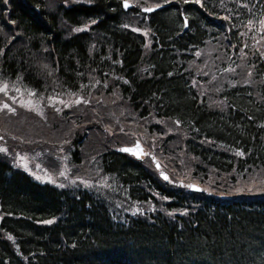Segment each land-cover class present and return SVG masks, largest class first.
<instances>
[{
  "label": "trees",
  "instance_id": "1",
  "mask_svg": "<svg viewBox=\"0 0 264 264\" xmlns=\"http://www.w3.org/2000/svg\"><path fill=\"white\" fill-rule=\"evenodd\" d=\"M137 2L0 0V78L43 95L115 92L143 119L177 123L202 171L264 172V46L252 41L264 40V0ZM207 40L233 55L246 44L255 84L224 83L217 103L200 94L187 64ZM119 146L100 152L102 170L131 199L168 197L171 214L114 215L105 197L0 157V264H264V194L184 191Z\"/></svg>",
  "mask_w": 264,
  "mask_h": 264
},
{
  "label": "rangeland",
  "instance_id": "2",
  "mask_svg": "<svg viewBox=\"0 0 264 264\" xmlns=\"http://www.w3.org/2000/svg\"><path fill=\"white\" fill-rule=\"evenodd\" d=\"M69 1L76 0H63L66 4ZM128 1L132 5L138 3V0ZM251 24L247 22L246 32L253 26ZM86 27L87 24L81 26ZM133 28L140 30L146 43H150L148 28ZM252 41L254 46H264L263 38L254 36ZM243 48L233 55L221 44L209 40L195 48L187 66L196 90L217 103L224 83L240 79L255 84L246 44ZM93 94L57 92L43 95L16 79L0 78V157L27 170L40 181L85 188L105 197L114 215H117L115 212L128 216L166 210L163 202L168 197L155 192V197L146 202L131 199L115 177L100 166L99 154L103 149L134 143L136 139L145 150L144 162L160 172L167 183L181 185L184 191L192 190L190 183H196L200 186L196 190L210 193L264 194L263 171L255 168L245 172L202 171L196 164L199 159L186 151L185 134L177 123L153 116L143 119L124 101H119L115 92ZM152 122L158 123L159 130L148 129ZM82 131L84 136L76 159L72 152L74 138Z\"/></svg>",
  "mask_w": 264,
  "mask_h": 264
},
{
  "label": "water",
  "instance_id": "3",
  "mask_svg": "<svg viewBox=\"0 0 264 264\" xmlns=\"http://www.w3.org/2000/svg\"><path fill=\"white\" fill-rule=\"evenodd\" d=\"M131 6H132V3L130 1L122 0V8L123 9H128ZM158 7H160V5H150V6L142 7V10L143 11H149L148 9L153 10L155 8H158ZM119 149H121L122 151H124V149H128V151H125V152H128L137 158L141 157L142 154L145 153V150L143 149V145L141 144L139 139H136L134 143L122 144L119 146ZM153 160H154L156 166H158L157 160H155V158ZM189 187H190V189H199L200 188V186L196 183H190Z\"/></svg>",
  "mask_w": 264,
  "mask_h": 264
},
{
  "label": "snow or ice",
  "instance_id": "4",
  "mask_svg": "<svg viewBox=\"0 0 264 264\" xmlns=\"http://www.w3.org/2000/svg\"><path fill=\"white\" fill-rule=\"evenodd\" d=\"M127 6V5H126ZM149 11L151 10V9H148ZM124 151H128V149H124ZM165 178H167V177H165Z\"/></svg>",
  "mask_w": 264,
  "mask_h": 264
}]
</instances>
